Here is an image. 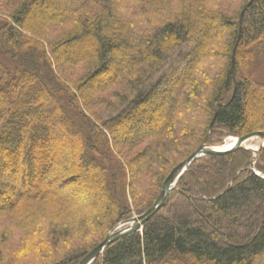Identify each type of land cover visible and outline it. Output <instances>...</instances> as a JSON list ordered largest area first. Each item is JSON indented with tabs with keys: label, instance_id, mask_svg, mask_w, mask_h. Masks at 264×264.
<instances>
[{
	"label": "trees",
	"instance_id": "obj_1",
	"mask_svg": "<svg viewBox=\"0 0 264 264\" xmlns=\"http://www.w3.org/2000/svg\"><path fill=\"white\" fill-rule=\"evenodd\" d=\"M39 1L0 0V264H79L207 136L264 132V0H57L30 27ZM252 157L195 161L93 264H264Z\"/></svg>",
	"mask_w": 264,
	"mask_h": 264
},
{
	"label": "water",
	"instance_id": "obj_2",
	"mask_svg": "<svg viewBox=\"0 0 264 264\" xmlns=\"http://www.w3.org/2000/svg\"><path fill=\"white\" fill-rule=\"evenodd\" d=\"M234 81H235V77H234ZM255 138H264V132H254L237 139H231L230 141L233 142L230 143L229 146H226L224 148H217L207 143V139H208L207 136V138L202 143L201 147L188 159L184 160L176 168H174L171 174L166 178L163 184L162 191L158 196L157 200L154 202L153 206L149 210H147L143 215L134 217L129 221L120 223L116 227V229L110 232L107 235L106 239L101 244H99L94 250H92L89 254H87L79 264H93L104 253L106 248L112 243L119 241L127 236L133 235L135 233L142 232L144 225L155 214H157L161 210L167 198L176 188L180 178L186 173L188 168L195 161L209 155L222 156L240 150L251 151L256 155L258 153V150L246 148V144ZM254 166L255 164L254 162H252L251 167L254 174H256L258 177L264 178V173L257 172Z\"/></svg>",
	"mask_w": 264,
	"mask_h": 264
},
{
	"label": "rangeland",
	"instance_id": "obj_3",
	"mask_svg": "<svg viewBox=\"0 0 264 264\" xmlns=\"http://www.w3.org/2000/svg\"><path fill=\"white\" fill-rule=\"evenodd\" d=\"M57 3H58L57 0H41V1H39L35 5V7L33 8L31 19H29L28 25L30 27H36L39 23L47 22L49 20L48 19L49 17H58V14L56 12ZM92 46H93V43L91 44V47ZM84 49L89 50V48L86 47L85 44H80L74 50H76V52L79 54L80 51H83ZM71 58H72V56H71L70 52L69 53H65L63 55V60H70ZM262 78L264 79V74L262 75ZM263 79H262V81H264ZM107 81H108V78L104 79V81H102V82L101 81H99V82L97 81V82H95L93 84V87H98L102 83H107ZM161 100H162V97H159L157 99L158 102H161ZM251 112L252 111H249V114H251ZM155 129H158V127L155 128ZM221 132H224V131H221ZM234 138H236V137L225 135L223 133L222 137H220L218 140L215 141L216 142L215 145H211V146H214V147H217V148H224L227 144L230 143V140L234 139ZM62 145H63V142L61 141L60 150H61V152L66 153V156L63 157V155H62V159L59 161V165L63 166V165H65V162H67V161L74 163L73 153H71V151L69 152L68 150H66V148L64 146H62ZM246 148L258 150V153L256 155L253 152L248 151L253 156L252 159H251L249 170L251 172H253L251 164H252V162H254L255 170L257 172H259V173H264V154H260L259 153L261 150H264V138L252 139L251 141H249L246 144ZM257 165H260V168H262L263 170H258ZM90 183H91V180H88V179L84 180L82 186H79V187L75 188L74 190H71L72 193H73L71 195H74V192H76L77 195H85V190H84L85 187H89V191L93 192L92 187H90V185H89ZM102 204L103 203L99 199L97 201V203H94L93 205L101 206ZM134 217H137V215H134L133 218ZM133 218H131V219H133ZM20 239L21 238L19 236H14L11 239V242H10L11 245L12 244H13L12 246L15 245L16 249H17L18 246L21 244L20 243L21 242ZM35 241H36L35 238H31V239L27 238L25 240V242H26L25 246L23 248H21V251L19 250L20 253L23 254V255H29L30 252H28V249L29 250L32 249V245H33V243H35Z\"/></svg>",
	"mask_w": 264,
	"mask_h": 264
},
{
	"label": "bare ground",
	"instance_id": "obj_4",
	"mask_svg": "<svg viewBox=\"0 0 264 264\" xmlns=\"http://www.w3.org/2000/svg\"><path fill=\"white\" fill-rule=\"evenodd\" d=\"M232 142H233V141H232ZM232 142H230V143H232ZM230 143H229V144H227L226 146H229V145H230ZM226 146H225V147H226Z\"/></svg>",
	"mask_w": 264,
	"mask_h": 264
}]
</instances>
